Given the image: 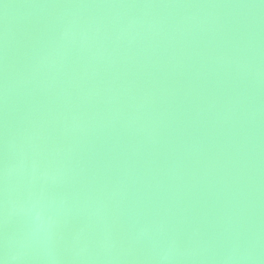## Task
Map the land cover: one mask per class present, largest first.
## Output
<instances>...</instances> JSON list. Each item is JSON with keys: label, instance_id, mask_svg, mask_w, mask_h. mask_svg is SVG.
<instances>
[{"label": "water", "instance_id": "95a60500", "mask_svg": "<svg viewBox=\"0 0 264 264\" xmlns=\"http://www.w3.org/2000/svg\"><path fill=\"white\" fill-rule=\"evenodd\" d=\"M0 264H264V0H0Z\"/></svg>", "mask_w": 264, "mask_h": 264}, {"label": "clouds", "instance_id": "9594fccd", "mask_svg": "<svg viewBox=\"0 0 264 264\" xmlns=\"http://www.w3.org/2000/svg\"><path fill=\"white\" fill-rule=\"evenodd\" d=\"M36 218H37V220H39V219H40V216H39V214H37V217H36Z\"/></svg>", "mask_w": 264, "mask_h": 264}]
</instances>
